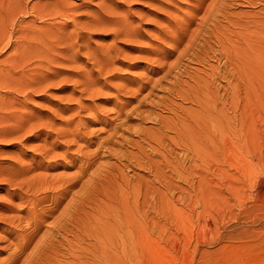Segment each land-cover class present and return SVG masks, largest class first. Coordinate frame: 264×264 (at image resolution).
Here are the masks:
<instances>
[{
    "label": "rangeland",
    "instance_id": "374dc122",
    "mask_svg": "<svg viewBox=\"0 0 264 264\" xmlns=\"http://www.w3.org/2000/svg\"><path fill=\"white\" fill-rule=\"evenodd\" d=\"M0 25V264H264V0Z\"/></svg>",
    "mask_w": 264,
    "mask_h": 264
},
{
    "label": "bare ground",
    "instance_id": "6f19581e",
    "mask_svg": "<svg viewBox=\"0 0 264 264\" xmlns=\"http://www.w3.org/2000/svg\"><path fill=\"white\" fill-rule=\"evenodd\" d=\"M3 28L1 27V25H0V40H2V39H4L3 37ZM263 219V218H262ZM264 220V219H263ZM264 222V221H263ZM264 224V223H263ZM251 226V225H250ZM262 227H264V225H262ZM240 230V229H239Z\"/></svg>",
    "mask_w": 264,
    "mask_h": 264
}]
</instances>
